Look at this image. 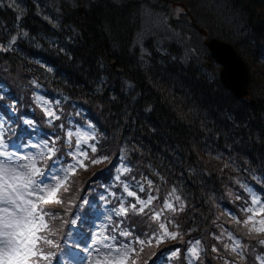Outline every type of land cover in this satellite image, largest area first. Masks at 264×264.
I'll return each instance as SVG.
<instances>
[{
	"label": "trees",
	"instance_id": "16d2710c",
	"mask_svg": "<svg viewBox=\"0 0 264 264\" xmlns=\"http://www.w3.org/2000/svg\"><path fill=\"white\" fill-rule=\"evenodd\" d=\"M11 36L16 43L0 51L4 139L55 140L56 157L68 165L84 128L95 136L89 157L102 160L77 169L59 194L64 207L48 206L60 214L49 221L59 245L52 264H62L68 248L84 252L99 211L136 202L125 186L157 199L145 213L115 216L116 245L126 242L119 231L147 240L158 228L151 214L165 199L178 209L160 220L177 238L144 247L133 254L136 264L264 263V233L243 223L252 215L244 211L251 190L264 205V0H0V43ZM211 39L230 43L244 60L249 97L222 84ZM45 99L59 119L46 115ZM173 188L180 201L169 197ZM234 240L246 246L239 254L225 249ZM196 241L193 261L187 249Z\"/></svg>",
	"mask_w": 264,
	"mask_h": 264
},
{
	"label": "snow or ice",
	"instance_id": "6c2138e0",
	"mask_svg": "<svg viewBox=\"0 0 264 264\" xmlns=\"http://www.w3.org/2000/svg\"><path fill=\"white\" fill-rule=\"evenodd\" d=\"M19 20L20 17L18 16ZM47 19V17H46ZM18 35L27 36L28 33L22 28L18 30ZM17 36H11L6 44L0 43V51H8L16 43ZM47 104V101H44ZM45 113L49 117L59 119L56 113L50 108H45ZM71 138L72 133H68ZM77 149L81 143L87 144L88 139H95L94 135L87 136L77 133ZM29 148L36 149L34 152L27 151ZM91 152L95 153L97 148L95 144L90 145ZM57 149L55 140H45L38 144H10L4 139L3 133H0V264H52L56 257V252L51 249L59 247L58 243L52 239L56 232L50 226L49 221L60 218V214L49 208L50 205L65 206V201L60 197V192L67 193L70 190V178L74 176L78 168L87 169L85 161L91 164L101 163L102 160L89 157L87 151H78L70 153L75 163L64 165L56 157ZM106 159V157L104 158ZM51 162L50 164L48 162ZM129 171V169H124ZM151 186V181L148 182ZM125 190L129 197H135L136 202L124 207L121 205L117 215H127L129 209L138 213H145V209L152 205L157 199L156 196L148 195L146 199H140L134 191ZM140 191H144L141 186ZM175 188L168 195L180 201V197L175 195ZM71 204V201H68ZM252 208H246L244 211L252 213L243 223L245 226L252 221L254 216L260 213L255 211L257 205H261L264 210L261 199L255 194L252 195ZM139 205V207H138ZM184 205L181 202L179 210H183ZM66 210V209H65ZM166 210L177 211L169 199H165L160 211H153L151 219L158 222V228L148 236V239H140L135 236L133 240H127L133 233L130 231H119V235L125 238L124 243L118 245L104 244V240H116L115 236H104L102 239H94L93 244H101L102 247L96 249V255L92 257V264H136L133 254L138 255L144 247H151L153 244L159 246L165 239H176L178 233L170 232L164 222H160L163 212ZM233 219H236L233 217ZM237 223L241 221L237 220ZM169 224L172 221H168ZM261 225H253L249 232L264 233V219L258 221ZM120 225H116L118 230ZM229 239L232 234H228ZM216 239H221L217 236ZM264 245V240L259 241ZM200 241H196L187 249L188 254L193 261L198 260L200 256ZM139 246V248H137ZM246 247L242 246L238 240L233 241V245H225V249L237 253V250ZM217 251L215 247L212 249ZM84 251H88L87 248ZM180 250L177 248L170 252L168 259L175 258L179 255ZM239 254V253H237ZM243 259V257H241ZM258 259H264L259 258Z\"/></svg>",
	"mask_w": 264,
	"mask_h": 264
},
{
	"label": "rangeland",
	"instance_id": "374dc122",
	"mask_svg": "<svg viewBox=\"0 0 264 264\" xmlns=\"http://www.w3.org/2000/svg\"><path fill=\"white\" fill-rule=\"evenodd\" d=\"M44 101L48 102L47 99H45ZM44 101L41 102L39 105H42L44 110H45V108H49V106H48V103L45 104ZM38 103H39V101H38ZM50 109L52 110L51 107H50ZM4 122L5 121L2 120V118H0V133L4 132L3 131ZM79 130L80 131H78V132L81 135L87 134V136H90V133H89L90 130L84 129V128H80ZM78 132L77 131L75 132L76 135ZM77 139H78V137H77ZM44 141H45V139L37 136V137H35V139H31L29 142H27V144H38V143H43ZM16 145H18V144H16ZM88 145H89L88 143L87 144L81 143L80 148L79 149L76 148L75 150L72 151V153L78 152V151H86L85 147ZM27 151L34 152V151H36V149L29 148ZM73 163H75V161H73L71 164H73ZM250 193H251V198H252L253 194H255L257 197L260 198V196L258 194H256V192L254 190H251ZM261 202H262V200H261ZM121 205L124 206L123 202ZM121 205L117 208H106V209L104 208V210H101L97 213V219L95 221L93 237L91 240H89L87 242V243H89L88 244L89 248H88V251L84 257H81V258L78 257L80 255L79 249L69 248V249H67V251L60 252V254L58 256V261L62 264H92V257L94 255H96L95 250L102 247L101 244H93L92 241L94 239H98V238L102 239L104 236H113L109 231V228L111 227L110 224L114 220L115 216H118L116 213L118 212ZM262 205H263V202H262ZM252 207H254V206L250 202V205L248 208H252ZM254 210L259 212L260 214L253 217L252 226L255 225L256 227H259L261 225L258 223V221L261 219H264V210L261 209V205L255 206ZM114 241L115 240H104L103 243L109 244V245H116ZM78 242H79V240L75 241L74 244L77 246L79 244ZM79 247H80V245H79ZM84 252H83V254H84ZM81 254H82V252H81ZM262 258H264V257H262ZM261 260H262V262L264 261V259H261ZM262 264H264V263H262Z\"/></svg>",
	"mask_w": 264,
	"mask_h": 264
},
{
	"label": "water",
	"instance_id": "95a60500",
	"mask_svg": "<svg viewBox=\"0 0 264 264\" xmlns=\"http://www.w3.org/2000/svg\"><path fill=\"white\" fill-rule=\"evenodd\" d=\"M206 46L215 62L222 67V84L238 98L249 97V71L234 46L218 39H211Z\"/></svg>",
	"mask_w": 264,
	"mask_h": 264
}]
</instances>
